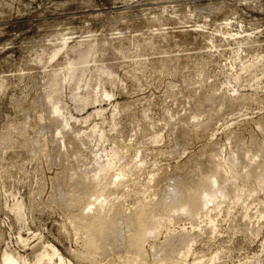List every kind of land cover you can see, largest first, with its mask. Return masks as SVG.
<instances>
[{
  "label": "rangeland",
  "instance_id": "rangeland-1",
  "mask_svg": "<svg viewBox=\"0 0 264 264\" xmlns=\"http://www.w3.org/2000/svg\"><path fill=\"white\" fill-rule=\"evenodd\" d=\"M202 176L213 201L166 212L145 264H264V0H0V264H118L73 215Z\"/></svg>",
  "mask_w": 264,
  "mask_h": 264
},
{
  "label": "bare ground",
  "instance_id": "bare-ground-1",
  "mask_svg": "<svg viewBox=\"0 0 264 264\" xmlns=\"http://www.w3.org/2000/svg\"><path fill=\"white\" fill-rule=\"evenodd\" d=\"M114 167H115L114 161L108 162L107 164L100 167L97 174L93 178L96 180L101 176L108 175L110 172H112V170H114ZM195 167L194 168L196 170L194 168L192 169L196 173L195 176H197L198 174L201 175L202 173L200 172H202L204 168L203 164L195 163ZM220 169H221L220 166H215L214 172L216 171L220 172ZM190 170L191 169H188V171ZM129 172L130 170L128 167L126 166L122 167V169L117 174L118 176L117 179H120V177L128 175ZM216 175L214 174V177H218V175L217 176ZM202 177L203 178L201 182L199 183L200 185L198 188L195 187L193 183L194 182L193 179L188 180L185 178L181 179L179 177H176L174 180L173 189L170 190V192H168L164 198L159 197V199L158 198L152 199L149 203L147 202L142 203L138 208L135 209L134 207V211L129 212V213H127L128 209L127 210L125 209L127 211L125 212V210L121 208L123 205L121 206V204L117 202L114 204H111L109 202L111 205H110V208L109 206H106L109 210H108V213L105 215L104 213H102V210L105 206L104 200L98 201L95 199L96 201L95 200L88 201V199H90L88 197L90 195L95 196L98 190L92 188V186L87 187L88 186L87 182H82V181L73 182L70 184L69 188L65 190V193L67 192V193L72 194L71 207H74V208L75 207L78 208V206L81 207L80 205L85 204L88 201L90 205H88L85 208L88 210H95L96 212L95 215L92 217H88L87 215H85L84 213L86 211L77 213V214L75 213L72 217V222L75 225L74 233H80V232L84 233V236H85V237L83 236L85 238L84 248L86 247L85 249H87V253H89L87 255L91 256V255H96L98 253H101V254L107 253L108 246L113 244V246H115L116 249L120 248L121 252L117 256H119L123 260L122 261L123 264H145L146 259H145V253H144V250H145L144 244L148 240L149 237L158 233V231L161 228L162 222L165 218L166 212L175 214L181 210L189 214H197L201 209L207 207L209 202L213 201L214 197L218 193V192L216 193V189H217L215 186L216 179L213 181L211 177H207V176H202ZM190 178L192 177L190 176ZM99 190H101L102 192H106L108 189L107 187H102V188L100 187ZM199 190H201L200 194H198ZM221 194L222 196H226L227 193L225 190L224 191L221 190ZM63 195H64V191L62 192V197ZM153 197H156V196H153ZM129 210L131 211V209ZM78 235L80 236V234ZM78 237H75V238H78ZM176 241L180 242L179 240H176ZM169 245H172V244L169 243ZM112 251H115V250H112ZM171 251L173 252V250ZM147 254L148 253L146 252V255ZM163 254H165V252H163ZM172 254L174 255V253ZM109 255H111V253H109ZM167 255L168 254H165L164 256L166 257ZM169 255H170V252H169ZM119 259L118 261L120 262L121 260ZM159 259H160L159 256H157L156 261H158ZM7 263L16 264V262L13 259H8Z\"/></svg>",
  "mask_w": 264,
  "mask_h": 264
}]
</instances>
